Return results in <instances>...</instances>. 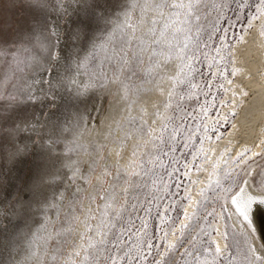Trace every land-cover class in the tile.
Wrapping results in <instances>:
<instances>
[{
	"label": "snow or ice",
	"instance_id": "snow-or-ice-1",
	"mask_svg": "<svg viewBox=\"0 0 264 264\" xmlns=\"http://www.w3.org/2000/svg\"><path fill=\"white\" fill-rule=\"evenodd\" d=\"M233 2L238 9L248 6L247 0ZM9 3L13 13L19 9L35 12L37 8L46 7L44 0H9ZM75 3L78 7L73 11L77 17L84 14L85 18L79 23L85 27L90 28L94 23L99 28L101 21L106 25L111 23L108 10L110 0H75ZM112 6L131 10L124 13V22L116 26L115 31L120 34L119 52L114 51L111 57L106 56V59L119 64V74L122 75L125 67H128L129 78L118 81L124 89L125 98L131 77L142 73L144 82H151L173 61L177 71L168 77L173 83L166 94L163 112L158 105H154L155 119L151 123L144 119L147 109L143 106L140 117H128V123L136 125V135L139 138L133 145L131 155H142V158L139 161L130 160L127 166H120L113 177L114 183L110 190L101 193L104 203L97 206L99 218L90 217L96 219L97 223L88 224L86 218L85 230L79 234L78 241L73 242L71 255L78 257L83 252L80 264H264V255L257 251L253 243V238L259 239L260 247L264 248V174L258 183H253L250 179L254 171L252 162L256 157L264 158V148L256 151L253 147L244 146L233 155V142L230 141V145L216 159H213L216 155L214 147L204 148L206 142L214 144L221 140L219 125L228 123L230 127H236L235 118L239 113L235 97L248 95L247 91H236L238 85L234 78L243 71L237 66V60L242 59V56L236 45L245 40L243 33L253 26L252 21H261V35H264V0H258L255 6L257 15L240 32L234 31L239 17L233 21L225 13V9L229 7L227 0L219 3L213 0L211 4L205 0H132L131 4L126 0H115ZM209 7L215 14V19L208 27H204L201 20L203 18L207 23L209 17H202L201 9ZM137 8L141 14L137 22L139 27L131 23V13ZM4 24L9 26L7 30L0 27V58H3L0 71L6 69L16 75L12 65L15 64L18 70L19 56L23 55L25 67H31L40 76V90L44 91L46 85L47 92L53 94L48 102L56 104V90L61 86L66 89L67 86L54 71H51V79L46 80L44 77L50 74L48 65L53 62V57H56V64H60L61 60L70 61L71 57L63 50L62 54L56 53V45L51 42L57 35L54 29L49 28L48 21L41 20L36 15H33L31 22L26 18L17 20L15 15L10 21L0 18V25ZM128 29H131L130 34ZM138 31L139 36L136 35ZM112 35L114 37L115 32ZM129 49H132L134 61L131 65L128 59ZM145 56L147 67H144ZM202 65L207 68L203 87L196 79L197 76L205 77V73L201 71ZM87 87L78 85L75 88L71 106L76 109L78 121L84 120L81 112L91 115L89 105H92V111H104L103 108L97 109L100 99L97 93L84 94ZM213 89L222 90L225 95L232 92V98L221 99L217 104L216 97L212 95ZM149 90L141 87L139 91ZM160 91L163 92V89ZM31 92L32 89L26 94L28 99L33 98ZM201 95L205 98L202 103L199 102ZM60 99L61 105L57 107V111L63 106V96ZM192 99L198 102V114L185 107V103ZM225 105L228 107L227 113L224 111ZM216 109L219 110L214 111ZM189 120L195 121V124H189ZM123 142L120 141L121 144ZM197 142L200 145L198 148ZM260 143L264 145V140ZM141 148L145 149L142 154L139 151ZM180 149L187 151L190 159L185 157L184 151L178 153ZM161 157L168 160L167 165ZM97 162L93 161L91 171H95ZM205 162L212 165V171L207 185L200 188L197 199L191 192V185L197 182L192 179V172L206 171ZM68 167L73 169L70 177L72 181L80 177L78 167L72 164ZM110 167L109 164L105 165L106 173ZM158 168L166 169L164 176L159 175ZM121 182L124 185L121 194L125 198L122 204L114 195ZM60 187V184L56 186L57 191ZM209 192L214 195L210 196ZM77 193L72 194L73 198ZM209 201L218 204L220 211L217 212L215 207L209 211ZM63 203L62 193L59 203L55 195L51 202L48 195H43V204L56 209V219L50 221L53 226L60 222L59 214ZM177 205L182 209V218L181 215H171L176 211L174 206ZM30 207V204L24 207L26 214ZM74 210L70 205L69 211ZM233 217L243 241L242 245L237 242L234 249L228 242L229 233L221 231L218 224L221 219L231 220ZM153 219L159 221V235L150 228ZM78 220L79 217L66 216L60 223H66L69 227L55 233L49 232L46 238L29 233L25 237L26 254L24 249L17 246L8 252L10 262L0 259V264H30L35 258L42 260L37 241H43V253L48 255V245L53 236L57 245L67 243L63 236H71L75 232L74 223ZM237 224L233 227H237ZM46 228L45 225V230ZM221 239L225 241L223 245L220 243ZM5 250L6 246L0 243V257ZM12 252L20 256V259L13 257ZM59 255L60 247L57 246L48 255L49 264H69L67 259L58 260ZM71 264H76V261L72 259Z\"/></svg>",
	"mask_w": 264,
	"mask_h": 264
},
{
	"label": "rangeland",
	"instance_id": "rangeland-1",
	"mask_svg": "<svg viewBox=\"0 0 264 264\" xmlns=\"http://www.w3.org/2000/svg\"><path fill=\"white\" fill-rule=\"evenodd\" d=\"M126 2L131 4L132 0H126ZM205 2L211 4L213 0H205ZM215 2L219 3L221 0H215ZM44 3L46 7L37 8L35 12L19 9L13 13L9 0H0V18L10 21L15 15L17 20L26 18L31 22L33 15H36L39 19L48 21L49 28L54 29L57 34L51 41L56 45V53L58 55L62 54L61 50H63L71 57L70 61L61 60L60 64H56V57H53V62L48 65L50 74L44 77L46 80L51 79V71H54L59 74L60 81L67 86L66 89L61 86L56 90V104L48 102L52 99L53 94L47 92L46 85L44 91L40 90V84L38 83L40 79L31 67H25L23 55L19 56L18 70L15 64L12 65L16 75H13V71L6 69L0 71V243L6 246V250L0 259L10 262L11 257H9L8 252L17 246L24 249L26 254L25 237L29 233H35L46 238L49 232L55 233L68 228V224L60 222H63L66 216L70 215L73 218L79 217V220L74 223L75 232L71 236L64 235L63 240L67 241V243L60 245H57L55 236H53L52 241L48 245V255L52 254L53 248L59 246L60 255L58 260L67 259L69 264H71V260L74 259L76 264H80L83 252L78 257H73L71 253L74 247L73 242L78 241L79 234L85 230L86 218H88V224L95 225L97 223L96 219H91L90 217L99 218L97 206L104 203L101 199V193L110 190V186L114 183L113 177L120 166H127L130 160L139 161L142 158V155H137L136 157L131 155L133 145L138 142L139 138L136 135V125L129 124L128 117L138 118L141 116V107H144L141 104V97L154 91V88L163 89L166 87L167 90L159 101L160 105H158L161 112H163L166 94L173 83L168 77L174 75L177 68L174 61L169 63L164 70L160 71L148 83L144 82L142 73L131 77L128 80L129 89L127 98H125L124 89L118 81L129 78L128 67H125L121 75L118 72L119 64L113 63L111 59H106V56L111 57L114 51L119 52L120 34L115 31L116 26L124 22V13L131 10L129 8L121 9L118 6L113 8L112 5L115 0H110L108 10L111 23L106 25L101 21L99 28L94 23L92 27L88 28L79 23L80 20L85 18L84 14L81 13V16L77 17L73 11V9L78 7L75 0H44ZM227 3L229 7L225 9L226 15L233 21H236V18L239 17V21H236L237 26L234 29L236 32H240L242 27L246 28L251 18L257 15L255 6L258 0H247L248 6L242 9H238L237 4L233 0H227ZM201 13L202 17L204 15L209 17L207 23H205L203 18L201 20V24L204 27H208L212 20L215 19V14L210 7L207 9L202 8ZM140 15L138 8L131 13V23L137 25V27H139L137 22L140 19ZM259 23L262 27L261 21ZM8 26V24L0 25L5 30H7ZM251 28H248L247 31L251 30ZM114 32L115 36L113 37L112 34ZM128 32L130 34L131 29H128ZM245 33L246 31L243 35ZM136 35L139 36L140 32L138 31ZM128 59L130 65L134 63L132 60V49L128 50ZM147 64V56H145L144 67H147ZM0 65H3V58H0ZM200 67L201 71L205 73V77L197 76L196 79L203 87L204 79L207 78V68L203 65ZM104 77H106V81H104ZM72 81L77 83L73 84ZM102 82L103 87H101ZM14 85L15 88L13 87ZM78 85L88 86L84 93L85 95H91L93 92L97 93L100 98L97 102V109L103 108L104 114H110L112 108L116 110L118 102L123 101V117L117 118L115 124L109 130L103 129L101 135L99 133L87 136L82 134L87 128V123L91 117L100 119L103 113L99 110L92 111V105H89L91 115L81 112L80 115L84 116V120L78 121L76 109L71 106L75 96V88ZM141 87L150 90L139 91ZM30 89H32L30 93L33 97L32 99H28L26 95ZM69 93H72V95H69ZM212 95L216 97L217 104H219L221 99L226 100V95L222 90L213 89ZM13 96L15 99H12ZM61 96L64 98L63 106L57 111V107L61 105ZM105 99L106 102H104ZM204 99L201 95L199 102L202 103ZM185 107L189 111L195 110L194 114H198V102L195 99L188 100L185 103ZM154 112L155 108L147 111L144 119L151 123V120L155 119L153 116ZM52 113H55V115H52ZM188 123L195 124V121L189 120ZM156 126L153 125V127ZM230 128L228 123L219 125V131L222 136ZM25 140L30 143L29 147L35 146L36 149L32 148L29 154L19 155L16 158L19 157L22 161H25L27 157L30 159L27 163L31 167L28 174L29 178L34 179L37 169L40 167L43 169L47 165L46 163L52 167L47 174L42 176L41 181L43 184L40 188H31L30 191L24 192V194H30L28 202L19 204V201L22 200L19 188L22 185L24 187L27 176L23 174L26 170L22 161L13 162L11 155L14 151L21 148L20 145ZM121 140L124 141L123 144L120 143ZM209 145L211 144L206 142L204 148L208 149ZM199 146L197 142L196 147L198 148ZM262 148H264V145ZM139 151L142 154L145 149L141 148ZM180 151L184 150L180 149L178 153ZM184 155L190 159L187 151H184ZM64 158H72L74 161L69 163ZM49 159L50 161L47 162ZM161 159L166 165L168 164L166 158L161 157ZM94 160L98 162L94 166L95 171H91ZM70 164L80 169V177H88V179L83 180L77 177L72 181L70 177L73 169L68 167ZM106 164L111 165L107 169V173L110 174L105 172ZM252 168L254 171L250 179L253 183H258L261 175L264 174V158H254ZM129 171H131V168H129ZM165 171L166 169L158 168L160 176H164ZM16 175H18V180L14 178ZM192 179L196 181L193 175ZM133 182H135V178H133ZM225 183L227 184V181ZM58 184L61 185L59 191L56 189ZM123 187L124 185L121 182L114 194L120 204L125 199L121 194ZM78 189L79 192L77 193ZM61 193L64 196V203L59 214L60 222L53 226L50 221L56 219L54 215L56 209L48 208L43 204V195H48L50 202L53 195H55L56 201L59 203ZM74 193L77 194L73 198L72 194ZM209 195L212 196L214 193L209 192ZM29 204L31 207L29 213L26 214L24 207ZM208 204L209 211L213 207L216 208L217 212L220 211L218 204H213L211 201ZM70 205L75 209L72 212L69 211ZM174 207L176 211L172 212L171 215H181L182 218V209L178 205ZM46 217L49 219L46 220ZM218 224L222 226L221 231L229 233L228 242L233 245V249L237 242L241 245L243 244L235 217L231 220L221 219ZM234 224H237V227L234 228ZM45 225L47 226L46 230ZM159 227L158 220L153 219L150 222L151 230L157 235H159ZM258 241L260 240L253 238V243L256 245L257 251L260 252L259 246L261 242L258 243ZM37 243L40 245V255L43 256V259L35 258L30 264H49L48 255L43 253V241H37ZM260 254L263 255L261 252ZM12 256L20 259V256L15 252H12ZM177 261H179V256H177Z\"/></svg>",
	"mask_w": 264,
	"mask_h": 264
},
{
	"label": "bare ground",
	"instance_id": "bare-ground-1",
	"mask_svg": "<svg viewBox=\"0 0 264 264\" xmlns=\"http://www.w3.org/2000/svg\"><path fill=\"white\" fill-rule=\"evenodd\" d=\"M252 23L253 26L251 30L246 31L244 34L245 40L237 43L236 45L237 51H239L242 56V59L237 60V66L242 68L243 71L240 72L234 80L235 84L238 85L236 91H247L248 95H237L235 97L238 101L237 111L239 113V115L235 118L236 127H231L229 131L222 136L220 141L208 146V148H215L216 155L213 156V159H216L223 149L230 145V141L233 142V155L244 146L253 147L256 151H259L263 147L260 141L264 140V35H261L262 27L259 21H252ZM37 77L40 79L39 75H37ZM166 90V87L163 88V92H161L158 88H154V91L140 98L142 100L141 104L144 105L147 111L154 109V105H160L159 101ZM230 98H232V92H228L226 95V100ZM123 105L124 102L119 101L117 109L113 110L112 108L110 114L103 113L100 119H94L91 117L87 123V128L82 132V134L87 136L99 133V135H101L103 129L109 130L115 124L117 118L123 117ZM224 111L227 113V105H225ZM29 146L30 143H28L27 140L22 142L20 145L21 148L14 151L11 155L13 162H21L22 159H19V157L16 158L17 156L27 155L31 152L32 148L36 149L35 146ZM50 159L47 162H49ZM225 159H227V156H225ZM28 160L30 159L27 157L25 161H22L24 164L23 167H25L26 170L23 174L27 176V179H25L24 187L22 185L19 188V192L21 193L20 198H22V200L19 201V204L28 202L30 194H24V192H27L28 190L30 191L31 188H40L43 184L41 181L42 176L47 174L52 167L46 163L47 165H45L43 169H41V167L37 169L35 178L30 179L28 174L31 167L27 165ZM64 160L69 163L74 161L72 158H64ZM204 168L207 170L202 171V173H195V171L192 172V175L197 182L191 186V192L197 199H199L200 188L207 185L208 176L212 171V165L205 162ZM17 172H19V170H17ZM14 178L18 180V175ZM219 227L222 229L221 225H219ZM260 242L261 241H258V243ZM220 243L223 245L225 241L221 239ZM259 250L264 255V248L259 246Z\"/></svg>",
	"mask_w": 264,
	"mask_h": 264
}]
</instances>
